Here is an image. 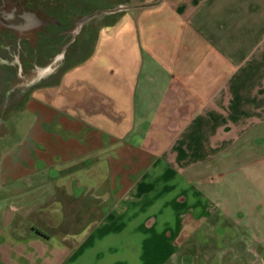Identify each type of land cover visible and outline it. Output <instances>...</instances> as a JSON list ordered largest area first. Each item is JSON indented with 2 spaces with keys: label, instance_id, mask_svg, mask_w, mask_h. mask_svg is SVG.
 I'll list each match as a JSON object with an SVG mask.
<instances>
[{
  "label": "crops",
  "instance_id": "1",
  "mask_svg": "<svg viewBox=\"0 0 264 264\" xmlns=\"http://www.w3.org/2000/svg\"><path fill=\"white\" fill-rule=\"evenodd\" d=\"M135 9L38 91L28 109L44 120L24 135L0 120V190L13 201L0 208V264H196L183 259L185 232L190 251L232 238V252L264 263L247 216L195 185L246 122L264 121V0ZM214 220L219 233L205 231Z\"/></svg>",
  "mask_w": 264,
  "mask_h": 264
},
{
  "label": "rangeland",
  "instance_id": "2",
  "mask_svg": "<svg viewBox=\"0 0 264 264\" xmlns=\"http://www.w3.org/2000/svg\"><path fill=\"white\" fill-rule=\"evenodd\" d=\"M47 1L63 2L69 0ZM84 1L85 0H70L72 5L74 7L76 6L75 9H81L83 5L88 8L92 6L96 7L99 3V0H96L95 4L88 5L86 3L84 4ZM102 1L103 3L106 2L104 0ZM42 2H46V0H42ZM112 2V4H127L126 0H112ZM134 3L135 2H132V4L129 3L127 5H133ZM139 11H141V9H134L128 13L136 14ZM124 19L125 18H122L121 20ZM101 36L104 39L108 38L109 28L103 29ZM93 40L94 39L90 40L88 44L90 47L85 52L83 51L84 53L81 54L80 58H83L88 52H91L93 43L95 42ZM102 40L103 39L100 40V43L97 46V53L102 54V56H108L110 51L109 45L106 44L104 46ZM104 63L105 67L103 69L108 71L110 69L108 60L104 61ZM38 99L45 100L43 93H36V100ZM23 105L24 103L13 104V106L5 111L4 119L9 125L15 122L19 127V133L24 135L26 134L32 120H44V118H40L37 114L30 112L28 107L27 110L22 111L21 108ZM0 113H4L2 108H0ZM244 125V127H247V131L243 133L239 142L236 141V143L230 147L229 154L224 155L222 158L221 156L216 158L209 169H205L204 167H201L204 169H198V172H201V175H208V178L196 181L195 185L214 203H217V205L222 203L220 207L231 211V213L239 211L247 216L246 221L244 220L242 223L247 226L248 224L251 225V231H249V233L253 235V237L250 239L251 243L249 250L254 253L256 250L258 251L259 247L264 249V121L254 123L249 121ZM220 162H222L223 167H219L221 165ZM219 175H223L224 178L220 179ZM4 192L6 193L7 190H0L1 209L3 204L7 203V206H9L8 203L13 202L11 201L10 195H6ZM62 207L63 205L61 204V208ZM108 209L109 204L103 203L99 214L103 216ZM217 224L218 222L215 220L205 224L204 228L209 227L212 229L205 231L213 234L215 232L217 233L219 230L214 227ZM226 224L228 225V222H226ZM238 225H240V223ZM191 234H193V232H185L182 237V241L186 244V246L183 247L182 254L183 259L185 261L187 260V262H190L191 260H194L196 264H253L255 262L252 254L232 252L235 251L233 247L234 239L232 238L223 239L225 245L222 246V250L219 249L220 246H218V244H215L214 247L211 246L205 249L201 248V250H199L200 247L198 245L196 249L194 248L190 251L189 242L187 240ZM254 239L255 242H253ZM223 250L224 253H221L220 251ZM152 255L153 254L151 253L149 254V261L152 260ZM189 256L192 258L190 259ZM144 258L148 260L146 254H144ZM259 264L264 263L259 262Z\"/></svg>",
  "mask_w": 264,
  "mask_h": 264
},
{
  "label": "flooded vegetation",
  "instance_id": "3",
  "mask_svg": "<svg viewBox=\"0 0 264 264\" xmlns=\"http://www.w3.org/2000/svg\"><path fill=\"white\" fill-rule=\"evenodd\" d=\"M12 1L18 4L20 11L35 12L47 24L31 33L0 28V108L4 110L0 113V120H5V111L13 104L24 103L21 110H27L28 104L36 100L39 90L59 85L63 73L88 50V44L95 40L99 28L109 25L123 12L94 18L81 29L85 16L124 5L112 4V0H104V3L99 0L96 7L83 5L81 9H75L70 0ZM95 2L85 0L84 4Z\"/></svg>",
  "mask_w": 264,
  "mask_h": 264
},
{
  "label": "water",
  "instance_id": "4",
  "mask_svg": "<svg viewBox=\"0 0 264 264\" xmlns=\"http://www.w3.org/2000/svg\"><path fill=\"white\" fill-rule=\"evenodd\" d=\"M163 0H159L153 4H142V5H120L112 9H103L95 12L92 15L85 16L81 23V29L94 18H103L109 14L126 12L135 8L152 7L161 3ZM16 2L12 0H0V28L13 30L15 32H28L31 33L38 29L45 23L35 12L29 10L20 11Z\"/></svg>",
  "mask_w": 264,
  "mask_h": 264
}]
</instances>
